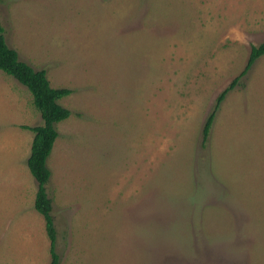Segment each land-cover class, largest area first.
Instances as JSON below:
<instances>
[{"label":"rangeland","instance_id":"rangeland-1","mask_svg":"<svg viewBox=\"0 0 264 264\" xmlns=\"http://www.w3.org/2000/svg\"><path fill=\"white\" fill-rule=\"evenodd\" d=\"M10 48L71 116L48 160L60 264H264V0H1ZM0 71V264H50L42 125Z\"/></svg>","mask_w":264,"mask_h":264},{"label":"trees","instance_id":"trees-1","mask_svg":"<svg viewBox=\"0 0 264 264\" xmlns=\"http://www.w3.org/2000/svg\"><path fill=\"white\" fill-rule=\"evenodd\" d=\"M1 5V0H0ZM264 56V43L252 46L247 64L241 74L220 93L212 112L207 117L202 134V142L205 146L221 104L227 95L235 89L242 77H244L253 65ZM0 71L15 78L25 86L33 97V104L42 117V125L24 129L34 133L31 145V154L27 165L30 173L38 183L35 197V209L45 221L46 233L49 238L50 264H60V255L57 252L58 232L53 216V202L47 193L52 172L48 167V160L52 154L55 143L59 137L57 125L66 121L71 116V111L61 105L60 101L69 97L72 91L67 88L52 87L45 70H35L32 66L19 59L16 50L10 48L5 37V28L0 20Z\"/></svg>","mask_w":264,"mask_h":264}]
</instances>
